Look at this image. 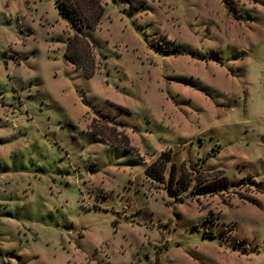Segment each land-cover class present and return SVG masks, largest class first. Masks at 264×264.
Masks as SVG:
<instances>
[{"label":"rangeland","instance_id":"rangeland-1","mask_svg":"<svg viewBox=\"0 0 264 264\" xmlns=\"http://www.w3.org/2000/svg\"><path fill=\"white\" fill-rule=\"evenodd\" d=\"M71 1L0 0V264H264V0Z\"/></svg>","mask_w":264,"mask_h":264},{"label":"trees","instance_id":"trees-1","mask_svg":"<svg viewBox=\"0 0 264 264\" xmlns=\"http://www.w3.org/2000/svg\"><path fill=\"white\" fill-rule=\"evenodd\" d=\"M134 7H144L146 5L147 0H126ZM94 2V1H92ZM57 8L59 12L69 20L71 26H81L88 27L89 29L95 30L98 25H100L101 18L103 16V6L97 4L94 9H90V13H88L87 9H84L81 3L69 2V0H57ZM92 13V14H91ZM93 44L89 40V37L84 33H75L73 36H69V39L66 43L65 54L67 58H69L70 62L83 67L89 77H93L95 75V66L94 60L95 56L93 54ZM101 130V129H100ZM103 132V131H99ZM109 141V140H108ZM112 140L109 142L111 143ZM126 142H120L119 144L112 145H120L124 148L131 150V146L129 145V140L125 138ZM164 157L165 161H162V157ZM161 158L156 162L152 163L150 166L146 168V174L152 176L155 180H161L163 177V173L165 167L169 162V156H166V153H163ZM182 175L178 179L175 180L174 172L171 176V182H176V186L180 188H185L188 182L185 181ZM218 184L207 186L206 192H215L221 189L228 188L230 185V181L226 178V176H222L221 179H218Z\"/></svg>","mask_w":264,"mask_h":264}]
</instances>
